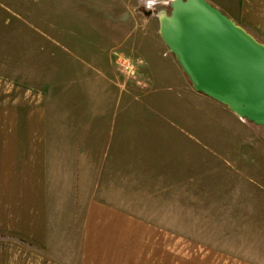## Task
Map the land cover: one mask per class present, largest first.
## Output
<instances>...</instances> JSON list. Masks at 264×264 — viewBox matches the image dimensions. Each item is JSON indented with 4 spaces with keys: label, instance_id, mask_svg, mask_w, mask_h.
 Listing matches in <instances>:
<instances>
[{
    "label": "crops",
    "instance_id": "crops-1",
    "mask_svg": "<svg viewBox=\"0 0 264 264\" xmlns=\"http://www.w3.org/2000/svg\"><path fill=\"white\" fill-rule=\"evenodd\" d=\"M26 1L67 14L23 44L73 65L60 76H109L111 42L88 22L91 0ZM206 1L243 27L244 0ZM155 24L152 41L182 73ZM14 70L0 66V264H264V147L253 135L219 131L217 117L143 110L157 101L90 98L81 82L34 84Z\"/></svg>",
    "mask_w": 264,
    "mask_h": 264
},
{
    "label": "rangeland",
    "instance_id": "rangeland-1",
    "mask_svg": "<svg viewBox=\"0 0 264 264\" xmlns=\"http://www.w3.org/2000/svg\"><path fill=\"white\" fill-rule=\"evenodd\" d=\"M91 2L97 8L94 12L95 18L91 16L92 20L88 21L87 17L81 15L77 16L76 20L80 23V27L82 26V31L86 26L82 23L91 22V26L95 27L97 33L95 36L98 39L100 36L106 37L107 41L111 42L107 45L103 43L104 47L111 46L112 57L106 60V67H109L110 71L109 76L100 75L95 78L91 77V79L83 74L60 76L58 70L60 67L63 66L61 69H70L73 65L66 67L64 61L54 59L52 49H46L47 52L49 51L50 58L48 59L45 53L39 52L45 51L40 44H23L25 36L36 38L41 35V23L52 22L49 20L67 14V12L52 6H46L49 8H43L44 10L34 9L26 0H0V41L2 40L0 66L9 73L16 71L14 68L25 69L23 78L34 82V84L41 82L53 84L51 81H55L57 78L59 81L67 79L68 84L81 82L84 84L82 87L89 90L90 98L97 100L157 101L162 107L143 109L144 111H155V114L208 117L211 121L217 117L221 121V124L218 125L219 131L250 133L256 140V146L264 147L263 127L253 126L239 120L231 116L232 114H229L217 102L195 93L186 77L180 71H176L172 63L164 58L149 34L151 28L156 31V24L154 25L156 15L153 18L147 17L146 14L150 15L152 12L146 10L143 5L139 6L140 0H91ZM223 2L228 6L231 5L229 0ZM25 4L29 6H25ZM244 4L245 11L237 14V20L239 21L240 17L242 28L256 41L264 44V0H244ZM228 15L232 16V12H228ZM31 25L33 28H30ZM50 34L54 37L57 36ZM11 39L14 44L9 43ZM143 42L148 46L146 52L145 50L144 52L140 51ZM83 47L92 48L93 44L85 43ZM99 47V45L96 47L98 53H100ZM27 50L35 57L30 59L14 58L15 51L25 54ZM12 51L14 56L10 57ZM140 54H145L150 59L147 58L150 61V66ZM166 54L167 56L171 55L167 48ZM83 62L85 63V61H82V67ZM97 62V67L104 66V63L101 64L99 60ZM79 63L81 62L79 61ZM139 112L141 109L130 108V115L139 114ZM209 125L210 130L216 128V125L215 127L212 124ZM250 138L252 141V136Z\"/></svg>",
    "mask_w": 264,
    "mask_h": 264
},
{
    "label": "water",
    "instance_id": "water-1",
    "mask_svg": "<svg viewBox=\"0 0 264 264\" xmlns=\"http://www.w3.org/2000/svg\"><path fill=\"white\" fill-rule=\"evenodd\" d=\"M156 17L192 90L264 128V44L206 0H172Z\"/></svg>",
    "mask_w": 264,
    "mask_h": 264
},
{
    "label": "clouds",
    "instance_id": "clouds-1",
    "mask_svg": "<svg viewBox=\"0 0 264 264\" xmlns=\"http://www.w3.org/2000/svg\"><path fill=\"white\" fill-rule=\"evenodd\" d=\"M169 3L170 0H140L139 6L143 5L146 10L152 12V15L159 16L160 13H166Z\"/></svg>",
    "mask_w": 264,
    "mask_h": 264
}]
</instances>
